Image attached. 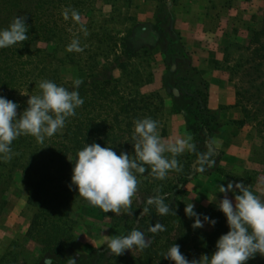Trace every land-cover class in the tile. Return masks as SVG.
<instances>
[{
	"label": "rangeland",
	"instance_id": "1",
	"mask_svg": "<svg viewBox=\"0 0 264 264\" xmlns=\"http://www.w3.org/2000/svg\"><path fill=\"white\" fill-rule=\"evenodd\" d=\"M136 2L30 0L26 6L22 4L24 8L16 15L9 13L10 19L7 21L0 18V29H4L6 23H11L15 16H25L29 26L28 40L9 48L13 55L8 60L15 59L17 66L13 70L8 69L0 61L1 71H12L15 76L10 86L11 92L4 94H10L11 101L19 105L18 114L27 107L26 95L39 94L40 81L49 80L71 91L73 81L80 79L83 83L76 90L84 103L76 109L75 118L66 120L62 131L72 126L77 129H104L107 137L105 147H112L117 154L127 152L132 158L135 121L151 118L157 121L158 135L168 142L169 135L172 136L168 127L170 122H174L171 113H174L179 90L173 82L174 68H167L166 58L169 55L159 50L166 46V33H174L172 13L163 6L164 2L161 3L160 15L167 18L161 27V38L152 45L138 48L132 36L138 22ZM65 10L78 12L79 21L73 20L71 15L65 20L62 15ZM233 18V34L222 40V43L230 44L222 70L236 92V103L231 107L239 117L237 121L240 122H236V125L240 139L230 154H227V150H222V153L216 151L222 156L220 158L228 157V161H232L229 163L233 165L232 168L225 169L222 174L228 182H242L264 201V0H241ZM256 31L263 33L256 36ZM77 38L83 51L68 52L67 45ZM161 54L165 56L163 70L160 68ZM174 59L176 57L172 62ZM178 59L184 60L186 65L187 59ZM184 67L180 76L187 72ZM150 102L154 107L146 109ZM79 141L83 144L81 136ZM93 142L97 143L91 138L87 144ZM74 157L75 154L70 155L69 159ZM141 175L137 174L138 181L146 173L143 177ZM192 193L186 190L182 199L195 207L200 199ZM226 195L234 200L232 192ZM224 196V193H219L217 198L221 200ZM5 198L7 204L0 213V224L13 223L15 234L7 243L17 242L16 249L22 251L13 264H24L30 261L29 257L37 245L25 237L33 211L27 203L19 171L14 172L10 185L6 186ZM142 199L136 192L132 203H140ZM125 210L122 208L120 213H105L87 202L73 210L70 217L76 238L75 249L88 254L105 247L107 239L122 236L125 227L120 218ZM202 228L211 231L213 226L205 223Z\"/></svg>",
	"mask_w": 264,
	"mask_h": 264
},
{
	"label": "trees",
	"instance_id": "2",
	"mask_svg": "<svg viewBox=\"0 0 264 264\" xmlns=\"http://www.w3.org/2000/svg\"><path fill=\"white\" fill-rule=\"evenodd\" d=\"M29 1L0 0V18L7 21L10 19L9 13L14 12L16 15L17 11L24 8L22 4L24 3L26 6ZM163 2L165 7L167 3ZM159 22H162L163 25L167 22V18L161 17ZM9 24L6 23L4 29ZM173 32L172 35L166 33V46L163 49L160 48L159 52L169 55V58H166V63L168 70L174 68L173 82L178 86L180 96L189 101L185 110L192 116L188 130L192 134L191 143L194 145V149L176 156L180 170H169L170 176L167 174L163 180L152 177L149 174L150 168L148 172H145L144 177L142 174L143 179L138 181L136 192L143 199L140 203H132L120 218V222L125 227L122 236L129 234L134 228H138L145 232L149 245L142 250L136 248L132 251L125 250L122 255L117 257L110 255L105 250L106 246L88 254L80 253L75 249L76 238L70 214L86 201L77 195L74 188L69 190L72 163L67 158L70 155H76L91 138L105 147L107 137L104 129H77L72 126L63 131L58 130L52 137L46 138L43 144L37 143L36 139L30 135L20 136L12 142V159L7 162L0 161V213L7 204L6 186L10 185L16 171L21 173V181L27 194V203L33 211L25 237L29 242L35 243L37 247H34L33 253L29 257L30 261L28 260L24 264H45V260H47L46 264H70V258L76 259L77 264H174L173 261L162 257V254L172 244H179L180 252L191 261L199 259L202 254L214 252L216 240L228 231L226 217L218 210L217 204H210L205 212L194 208L196 213L202 214L201 219H203V215H207L216 220L211 231H206L203 228L194 229L192 227L193 218H189L184 212L185 206L188 204L183 201L182 196L186 194L185 187L192 175H208L213 172L224 174L225 172L220 166V155L211 150L208 145L213 136L214 127L221 125L222 121L220 111H212L207 106V81L201 72L192 66L189 53L184 48L179 32L175 28ZM262 33V31H256L254 34L258 36ZM126 41L127 39H125ZM12 55L11 49H0V61H3L8 69L17 66H15V59L8 60ZM175 57L176 59L172 62ZM178 57L187 59L186 65L184 60L178 59ZM183 65L187 72L184 76H180ZM0 72V95L11 100L10 94L5 95L4 92H11L10 86L15 76L12 71L5 73L0 69ZM152 105L153 103L150 102V105H146V109L154 107ZM75 116L76 114L72 117L75 118ZM80 136L83 139V144H80ZM164 155L169 159L172 158L170 153ZM201 156H206L208 160L214 162L211 167L207 163L204 164L203 172L199 170L200 164L198 163ZM196 161L197 165L193 167V163ZM155 195L163 196L165 203L170 204L169 214L159 215L153 207L148 214L141 215V210L146 206L147 199ZM157 223L164 225L165 231L151 232L150 229ZM15 244L17 245V242L11 243L6 252L0 256V264H13L14 261H17L22 251L16 249ZM246 264H264V257L257 254Z\"/></svg>",
	"mask_w": 264,
	"mask_h": 264
},
{
	"label": "clouds",
	"instance_id": "3",
	"mask_svg": "<svg viewBox=\"0 0 264 264\" xmlns=\"http://www.w3.org/2000/svg\"><path fill=\"white\" fill-rule=\"evenodd\" d=\"M62 15L65 20L69 19V15L75 21L80 19L79 13L74 10L71 13L65 10ZM28 33L26 17H14L7 28L0 29V49L21 45L28 40ZM66 50L82 52L83 48L77 38L67 45ZM82 83L80 79L74 80L73 90L70 91L52 81L42 80L38 84L39 94L26 95L27 107L19 114V105L0 95V161L12 159L11 145L18 137L30 135L37 143L43 144L46 138L62 129L66 120L74 116L76 109L84 103L76 90ZM132 141V158L124 151L117 154L112 147H102L95 142L86 143L74 158H67L72 163L69 190L74 188L77 195L90 206L98 207L105 213H120L122 208L127 209L132 203L137 191V174H144L150 168L152 177L163 180L169 170H180L175 157L185 150L194 149L190 136L164 142L157 133V121L151 118L135 121ZM165 153H170L172 158H167ZM198 163L199 170L203 172L204 164L211 167L214 162L201 156ZM218 192L225 194L217 208L226 217L228 231L216 240L215 251L189 261L180 252V245L174 243L162 254L163 258L174 264H246L257 254L264 257V201L242 182L233 184L230 181L226 186L219 184ZM229 192L234 194V200L227 197ZM153 207L162 216L171 211L165 198L155 195L147 199L141 215L148 214ZM184 212L193 218L194 229L204 227L205 223L210 226L216 224V220L207 215L201 219L202 214L194 211L193 203L186 205ZM150 231H165V227L157 223ZM105 244V250L117 257L125 250L144 249L149 245V240L144 231L134 228L125 236L107 239ZM70 264H77V260L70 258Z\"/></svg>",
	"mask_w": 264,
	"mask_h": 264
},
{
	"label": "crops",
	"instance_id": "4",
	"mask_svg": "<svg viewBox=\"0 0 264 264\" xmlns=\"http://www.w3.org/2000/svg\"><path fill=\"white\" fill-rule=\"evenodd\" d=\"M164 1L167 3L166 9L172 13L173 26L179 32L184 48L189 53L192 66L201 72L208 83V108L212 111H220L222 124L213 129L214 133L209 142L213 149H210L214 152L218 150L220 153L222 150H227V154H230L240 139L236 125L239 117L236 115V110L231 107L236 103V92L222 70L230 44L226 45L222 43V40L223 37L233 34L231 29L234 27L233 16L241 0ZM244 1L246 0H242ZM161 3H163L162 0H137L138 22L132 31V36L138 48L152 45L161 38L162 22H159L162 17ZM164 58L165 56L161 54V70L165 68ZM188 103L189 101L181 97L179 92L175 99L174 113H171L174 122H170L168 127V131L172 134V136L169 135V141L189 136L192 141V134L188 130L192 116L185 110ZM228 160V157L220 158V166L224 170H229L233 166L229 164L232 161ZM194 175L185 187L200 199L194 208L204 211L210 204H218L219 184L226 186L228 179L218 172L210 175ZM26 227L28 228V225ZM14 232L13 223L0 224V256L6 252L10 245L7 242L10 238L12 239ZM2 241L6 243L3 244Z\"/></svg>",
	"mask_w": 264,
	"mask_h": 264
},
{
	"label": "water",
	"instance_id": "5",
	"mask_svg": "<svg viewBox=\"0 0 264 264\" xmlns=\"http://www.w3.org/2000/svg\"><path fill=\"white\" fill-rule=\"evenodd\" d=\"M208 145H209V147H210L211 149H213L212 145H211L209 142H208ZM196 165H197V161L193 163V167H196Z\"/></svg>",
	"mask_w": 264,
	"mask_h": 264
}]
</instances>
